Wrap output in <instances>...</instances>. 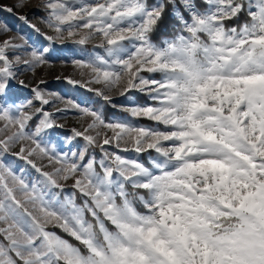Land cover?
<instances>
[{
	"label": "snow or ice",
	"instance_id": "6c2138e0",
	"mask_svg": "<svg viewBox=\"0 0 264 264\" xmlns=\"http://www.w3.org/2000/svg\"><path fill=\"white\" fill-rule=\"evenodd\" d=\"M0 12V264H264V0ZM57 64L127 116L46 91Z\"/></svg>",
	"mask_w": 264,
	"mask_h": 264
},
{
	"label": "rangeland",
	"instance_id": "374dc122",
	"mask_svg": "<svg viewBox=\"0 0 264 264\" xmlns=\"http://www.w3.org/2000/svg\"><path fill=\"white\" fill-rule=\"evenodd\" d=\"M32 2H33V4H35L36 0H32ZM14 3H15V0H0V5L11 6ZM24 12L31 13L32 18H33V22L40 24L41 17L43 15V13L39 9H35L30 5L29 8L24 9ZM0 21H6L9 25H11L17 29L20 27L18 22L11 15H9L6 12H0ZM89 47H91V45H89ZM73 71L74 70L72 69V67L70 65L62 66L60 64H57L56 66L48 68L46 70L45 69L38 70L37 71V77L38 78L43 77L44 79L47 80V84L42 86L45 88L46 91H52V92L59 94L60 96L70 98V99L74 100L75 102L81 104L82 106H88L90 108H95L93 103L89 100L91 93L88 92L86 89L75 88L73 86L68 85L64 81H57L56 80V77L58 75H61V74L65 75V76L71 75V74H73ZM21 78L31 79V73L30 72L26 73V75L22 76ZM26 94L30 95L27 92H26ZM96 99H97V97H96ZM122 102H124V98L119 97V96L114 97V103L120 104ZM100 103L101 102L99 101V104H98L99 106H100ZM57 106L58 107H64L63 104H57ZM115 109L120 110L119 108H115ZM50 110L54 111V109H50ZM122 118H124V117H122ZM60 122L65 124V128L62 131L68 135H70V129L71 128H73V127L79 128V127H81V124L83 123V121L79 120L77 118V116L71 112L67 115L66 119H61ZM75 143H77L79 145H83V141L80 140L79 138L77 139V141H75ZM67 147H68V145H65V148H67ZM126 155H132V154L129 153Z\"/></svg>",
	"mask_w": 264,
	"mask_h": 264
},
{
	"label": "trees",
	"instance_id": "16d2710c",
	"mask_svg": "<svg viewBox=\"0 0 264 264\" xmlns=\"http://www.w3.org/2000/svg\"><path fill=\"white\" fill-rule=\"evenodd\" d=\"M202 2H203V0H202ZM90 95L91 96L89 97V100L93 103L94 107L96 109H99L101 112H103V114L106 117L122 118V117H126L127 116L126 112L118 110V109H115V108H113L110 105L104 104L103 101H101L98 97L96 99V96L93 93H91ZM135 96L137 98V102H139V103H144L147 100V97H144L141 94L137 93V94H135ZM99 101L101 102L100 106L98 105ZM140 123L142 125H145V126H151L152 125V122H149V121H140ZM97 156H99L98 150H97Z\"/></svg>",
	"mask_w": 264,
	"mask_h": 264
}]
</instances>
